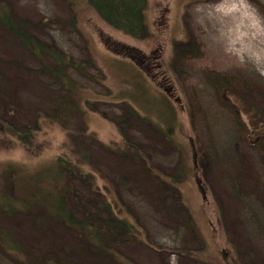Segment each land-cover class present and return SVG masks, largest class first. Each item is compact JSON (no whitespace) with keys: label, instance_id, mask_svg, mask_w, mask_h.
I'll list each match as a JSON object with an SVG mask.
<instances>
[{"label":"rangeland","instance_id":"1","mask_svg":"<svg viewBox=\"0 0 264 264\" xmlns=\"http://www.w3.org/2000/svg\"><path fill=\"white\" fill-rule=\"evenodd\" d=\"M1 4L72 63L59 71L50 54H33L0 23V202L11 196L20 206L62 157L85 173L65 195L74 214L94 210L82 198L96 199L90 174L102 197L119 200L138 241L113 243V257L62 222L35 224V209L25 208L0 215V230L18 244H0V264L50 255L73 264H264V145L255 142L264 128V60L234 54L254 30L225 14H244L263 49L264 0H146L145 38L111 25L86 0ZM221 78L230 86L217 91ZM129 143L152 171L107 149ZM193 143L207 169L195 164ZM69 174L46 178L47 187L60 190Z\"/></svg>","mask_w":264,"mask_h":264},{"label":"trees","instance_id":"2","mask_svg":"<svg viewBox=\"0 0 264 264\" xmlns=\"http://www.w3.org/2000/svg\"><path fill=\"white\" fill-rule=\"evenodd\" d=\"M62 1L71 6V4L76 0ZM86 1L92 7H94L111 25L125 30L127 33L136 37L142 36L140 38H145L147 36L149 30L143 14L144 7L146 6V0ZM3 5L4 4H1L0 6L1 26L3 30L17 39L25 49L29 50L33 54H36L37 56L43 53L50 54L54 59H56L59 71H62L64 65L67 64V62L72 63L66 60L67 58L64 53L59 52L54 46L42 42L38 37L33 35L29 29L30 24L26 19L20 16H15L8 6ZM138 29H145L146 33L140 34L136 31ZM180 44L185 43H179V45ZM4 82L5 81L3 78H1L0 85H3ZM226 85L229 87L230 81H227L225 78L215 80L214 82V86L217 91H219V89H221L223 86L226 87ZM251 123L254 126L258 125L253 119L251 120ZM25 133L26 136L24 138L28 139L30 131L26 130ZM255 139V142L264 145V128L259 130V134ZM193 145L195 164L201 170L203 168L207 169L210 164H208L209 161L206 159L207 157L203 147H197V145L194 143ZM107 149L110 153L116 154L119 156V158L126 160L130 164L140 166L145 164L144 167L148 168L147 171H152L150 169L151 165L149 164L148 158L141 152V149L138 145L129 143L127 144L125 150H114L112 147ZM260 151L262 152V155H264V148H261ZM262 164L264 167V158L262 160ZM59 167H61V170ZM67 172H71L69 175L73 180L76 178V182L70 181L71 178L67 177L65 185L61 186L60 190L58 189L57 191H52L50 187H47L45 181L46 178L52 177L53 175V179L57 180V178H59L61 181L63 178H66ZM83 175H85V173H83V169L81 170L80 167L76 168L67 159L59 157L54 166L48 172L43 173V178L37 183L36 188L30 190L28 189L29 187H27V195L24 196L25 200L24 202H21L20 206H18L13 201L14 199L12 200L11 196H3V201L5 202H0V215L6 216L8 219L11 216V213L17 210L20 212L25 208L30 210L34 208L36 211L33 216L35 224H47V222L54 220L55 222H62L65 225L73 228L76 234L84 237L87 240L89 246H93L107 255L119 257L116 255L115 248L112 247L113 243H120L122 239H125L128 242L138 241V232L136 231V226L127 217L121 216L119 211H117L116 206L119 205V200H115V198H113L112 201H109L107 197L105 199L101 196L102 193L96 191V187H94V183L90 179L92 178L90 174L86 189L91 195L95 193L96 199L95 201H92L94 196H90L88 194V196H83L82 198L86 201H91L90 205L94 208V210H85L81 216L82 218H78L72 209L67 206L65 195L70 189H72V187H74L75 183L79 184L81 182V177ZM180 179L181 178L179 177L173 178L175 182L181 181ZM199 183H201L200 177ZM41 184H44V186L42 187ZM200 189L203 190V186H201V184ZM106 190H109V187H107ZM220 211L221 216L223 217V209L220 208ZM1 228L4 229L2 226ZM0 233V244L12 249L17 248L18 244L12 232L1 229ZM68 259V257L63 256V258H60L59 260L57 259V255L56 257L50 255L47 258H44L40 264H73L72 262H69Z\"/></svg>","mask_w":264,"mask_h":264},{"label":"bare ground","instance_id":"3","mask_svg":"<svg viewBox=\"0 0 264 264\" xmlns=\"http://www.w3.org/2000/svg\"><path fill=\"white\" fill-rule=\"evenodd\" d=\"M221 10H223V8H220ZM226 11V10H225ZM225 14L229 15V20L232 21V23L236 24L237 22H243L245 23L244 25L246 26L247 30H254V33L252 34L251 32V36L248 40L247 43H244L242 47H240L239 50H232L235 53L234 54H238V55H243V54H252L254 55L257 59L259 60H264V48H258L256 41L258 39H260V33H258L254 28H251L250 24L247 21V17L244 14H240L239 16H237V12L234 11L233 9H229L225 12ZM242 23V24H243ZM234 31V30H233ZM229 32V35L232 39H236L238 40V37H236V33L234 31ZM248 36V37H249ZM259 42V41H257Z\"/></svg>","mask_w":264,"mask_h":264}]
</instances>
